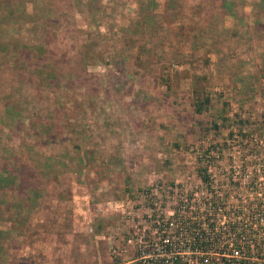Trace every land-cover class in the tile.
Returning a JSON list of instances; mask_svg holds the SVG:
<instances>
[{
	"label": "rangeland",
	"instance_id": "rangeland-1",
	"mask_svg": "<svg viewBox=\"0 0 264 264\" xmlns=\"http://www.w3.org/2000/svg\"><path fill=\"white\" fill-rule=\"evenodd\" d=\"M263 174L264 0H0V264H151Z\"/></svg>",
	"mask_w": 264,
	"mask_h": 264
},
{
	"label": "built area",
	"instance_id": "built-area-1",
	"mask_svg": "<svg viewBox=\"0 0 264 264\" xmlns=\"http://www.w3.org/2000/svg\"><path fill=\"white\" fill-rule=\"evenodd\" d=\"M214 182L215 180L212 178V176H210V182L208 186L213 187ZM257 185H258V189L260 190L259 196L263 198V201L262 202L260 201L258 203L260 210L259 209L255 210V212H258L259 214L257 217L259 221L256 222L255 227L256 228L258 227L260 229V235L261 234L264 235V174L258 177ZM208 194L209 193H207V195ZM203 195H206V193ZM227 195L230 196L229 194H224V195L219 194L216 196L211 195L209 197H205L207 202H205V199L203 198L204 201L202 202V204L207 203L209 205L207 207H210L212 204H214L212 202L213 201L212 199L215 198L217 199L218 197L219 201H222L223 199L228 197ZM199 205L200 204L198 205L196 204L195 206H199ZM180 207L181 208L186 207L188 210L184 211L183 217H181L180 212H177L178 210L176 209L173 213V216H170V218H168L166 221H163V224L158 223L162 237L158 240L159 242L156 241L155 239L148 240V238L146 239V241H144V250L142 251V256H140L141 259L149 261L151 262V264H176L175 262H180V261H182V264H186V262H183V254L191 252L193 255L197 256V258H200L199 259L200 262L201 260H203V258H205L206 260L205 264H207L208 263L207 261L211 260L213 256L215 258L217 257V259L216 261H212V263L210 264H240L241 262H242L241 264H264V252L260 255L259 258H248L246 256H242L243 254H241L239 251H235L233 255H229L228 250L223 255L214 253L215 250L206 253H200L199 250L194 252L193 249L191 248H197V239L201 237L198 233L199 222L202 223V229L204 230V232H206V234L209 235L210 238V239H206L205 241L208 243H213L211 238L212 236H214V232L210 230L208 224L211 221V219L204 220L205 217H202L201 219L197 217H193V211H191L190 207L192 209H194V207L189 206V204L185 206L183 204V206ZM218 209L220 210V212L223 213L222 208L219 207ZM245 226H249V225H245ZM222 227L223 228L227 227L224 222H222ZM189 228H192L193 231L191 235H188L187 233L188 231H186ZM167 234L169 235L168 238L165 237ZM259 239L260 242H264L261 240L260 237ZM167 245L172 247L170 251H168ZM186 247L189 249L183 251L184 250L183 248ZM155 248H160V249L162 248L164 250L163 256L159 255L156 258H154L155 256L152 258V254H153L152 252ZM258 260H260V262H258ZM200 262L197 261L198 264H201Z\"/></svg>",
	"mask_w": 264,
	"mask_h": 264
},
{
	"label": "trees",
	"instance_id": "trees-1",
	"mask_svg": "<svg viewBox=\"0 0 264 264\" xmlns=\"http://www.w3.org/2000/svg\"><path fill=\"white\" fill-rule=\"evenodd\" d=\"M197 111L201 113L204 109L202 108V105L200 102L196 103ZM204 183L206 185H209V176H208V170H204ZM209 180V181H208ZM228 196V195H227ZM229 198V196L227 197ZM223 200H226L223 199ZM213 203L210 207L214 206L215 213L219 215L220 210L218 209L222 204L221 202H216L215 199H213ZM224 204V203H223ZM203 205L209 206L207 203H204L202 205H199L197 207H203ZM258 212L252 213L250 216H248L247 221L251 220V224L249 226L239 225V221H243L244 219L240 217L239 215H235L234 213L229 212L228 210L223 211V216L227 217V222L225 224L227 225L226 228L222 227V221L221 222H209L210 230L214 232V236H212L213 243H208L205 240L210 239L209 235L204 232L202 229V223H198V233L201 237L197 239V248H191L193 251L199 250L200 253H206L211 252L213 250L214 253L218 254H225L228 250L229 255H233L235 251H239L242 256H246L248 258H259L260 255L264 252V242H260V229L255 227L256 222L259 221L257 219ZM216 216V215H215ZM233 219H236L235 221ZM238 221V222H236ZM246 221V220H245ZM254 224V225H253ZM188 235H191L193 233L192 228H189ZM198 235V236H199ZM166 238L169 237L167 234L165 236ZM222 246V248H221ZM168 251L172 249L169 245H167ZM182 249V248H181ZM185 251L189 248H183ZM206 260L203 258L201 260V264H205ZM207 264H210L212 262L207 261ZM176 264H182V261L175 262ZM242 263V262H241ZM240 263V264H241Z\"/></svg>",
	"mask_w": 264,
	"mask_h": 264
}]
</instances>
